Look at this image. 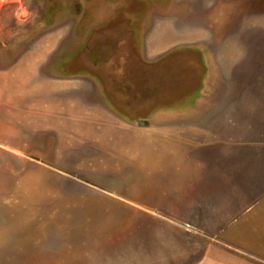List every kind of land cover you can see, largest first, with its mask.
Instances as JSON below:
<instances>
[{"label": "rangeland", "instance_id": "rangeland-1", "mask_svg": "<svg viewBox=\"0 0 264 264\" xmlns=\"http://www.w3.org/2000/svg\"><path fill=\"white\" fill-rule=\"evenodd\" d=\"M57 1L60 11L50 10L54 0H0V264H194L200 245L198 235L188 222L174 219L171 211L167 214L160 208L159 199L165 196V173L170 171L163 170L167 165L159 163L158 156L154 155L152 161L150 154L148 162V156L140 154L139 133L134 137L120 133L114 136L110 154L112 147L107 140H102L101 147L94 145L95 140H65L36 130L27 111L21 109L24 103L29 104L31 90L44 88L45 83H60L61 78L67 77L60 74L61 70L55 72L56 67L65 66L67 61L69 74L97 78L100 86L104 85L112 94L113 73L110 69L103 70L101 65L113 68V72L126 79L137 78L136 85L124 81L130 87L119 91L116 97L147 98L151 73L154 79L165 69L175 73L181 69L182 58L171 61L174 57H170L166 67L161 70L159 66L153 67L152 72H148L149 61L192 47L201 50L208 64L217 67L221 62L229 63L231 73L235 74L231 75L229 90L220 86L225 78L219 69L215 77L207 76L203 95L219 106L184 108L190 113L204 109L213 111L219 119L223 115L229 118V123L201 124L213 125L215 137L199 138L193 158L205 161L209 154L217 161L222 154L221 146L228 141L230 146L246 149L251 146L257 161H264V44L254 42L258 31L252 26L245 29L243 20L257 5L252 0L246 4L242 0H181L165 12L157 0L151 4L143 0L149 8L142 15H148L147 21L131 26L138 30L136 38L140 43L137 46L133 42L122 53L131 63V77L127 78L121 65L127 58L121 55V50L118 52V46L124 42L117 44L113 55L108 46L98 47L93 59L88 58L90 54L85 51L88 49L77 50V46L72 48L76 52L70 57L63 56V48L69 45L68 24L73 20L76 23L78 17L67 12L71 0ZM79 2L86 4L88 0ZM92 2L93 12L107 13V7L100 6L103 0ZM127 4V12L131 14L146 8L141 2L137 11L133 0ZM121 26L120 35L128 33L126 26ZM243 28L249 42L224 45L223 37L239 34ZM212 32L219 42L211 41ZM127 38L130 43L132 37ZM146 46L159 49L153 59L148 60ZM259 46L261 51H255ZM243 52L252 59L243 57L237 64L232 56ZM255 52L262 54L258 62L253 57ZM109 70L111 73H107ZM210 85L218 89L210 90ZM162 97L173 98L168 93ZM148 123L147 126L154 124ZM134 130H141L138 122ZM222 130L230 131L229 139L221 138ZM185 142L182 150L190 147ZM163 152L167 160L173 159L169 149ZM128 198L139 202H130Z\"/></svg>", "mask_w": 264, "mask_h": 264}, {"label": "crops", "instance_id": "crops-1", "mask_svg": "<svg viewBox=\"0 0 264 264\" xmlns=\"http://www.w3.org/2000/svg\"><path fill=\"white\" fill-rule=\"evenodd\" d=\"M242 1L246 4L250 0ZM252 1L257 6L249 12L245 11L248 13L243 19L244 26L245 29L247 26H252V29L257 30L258 33L254 34L257 35L254 42L264 44V33L261 32L264 27V0ZM245 29L243 28L239 34H227L222 42L228 46L236 41L249 42L245 38ZM212 37V40L210 39L212 42L218 41L213 32ZM194 42H197L196 39ZM261 49L259 46L255 51H261ZM146 50L150 60L156 56L159 49L146 46ZM166 56L147 63H153L161 70L169 62V59L164 60ZM211 56L214 59V56ZM243 57L252 59L251 55L248 57V53L244 54V52L237 54V57L232 56L237 64ZM253 57L258 62L262 54L255 52ZM173 59L175 58L171 61ZM220 65L216 67L209 62L208 75L215 77L219 69V73L221 72L223 79L225 78V82H221L220 86L229 90L231 75L235 74L231 73L229 63L221 62ZM46 72L49 76L50 72ZM55 72L59 73V71ZM61 80L60 83L50 85L45 83L44 88L36 89L35 92L30 91L29 104L24 103L21 112L27 111L31 126L41 132L45 131L47 135L51 134L54 138L95 140L94 145L101 147L102 140H107L112 147L110 154H113L114 136L120 133V135L130 134L134 137L135 133H139L138 137L142 138L140 154L145 158L148 156V162L150 154H153L152 161H154V155L158 156V162L167 165L163 170L170 171L165 173L164 178H167L163 186L165 196L163 200L159 199L160 208L165 210L164 213L168 212L167 214L171 211L174 219L188 222L193 227L195 235H198L200 245L196 249L198 258L194 264H264V161L262 159L257 161L255 150L251 146H248V149L230 146L228 141L221 146L222 154L217 161L213 160L212 155L207 154L208 152L206 154L209 158L205 161L193 158V154L197 152L199 138L213 140L215 137L213 125L202 126L201 124L229 123V118H224L225 115H223L219 119V116L213 115V111L204 109H201L200 113L195 110L190 113L188 110L195 107H217L219 103L209 102L206 95L203 97L196 95L184 103L175 98L161 100L160 105L171 108L170 111H165L155 119L139 118L132 121L113 109L114 93L107 92L105 88L103 90L92 76L72 75ZM238 86L237 89L240 90V85ZM211 87L213 90L218 89L210 85V90ZM110 90L113 91V88ZM253 90L256 91V88ZM139 120L154 124L141 125ZM22 122L25 123V121ZM137 122L141 125V130L138 132L134 130ZM220 132L223 134L221 138L229 139V130ZM145 137L147 141L144 140ZM183 141H186L185 145L190 147L182 150ZM191 143L194 145L192 146ZM209 145L205 142V146L209 147ZM121 146L125 147V144ZM167 149L173 159L167 160L166 153H162L163 150L167 152ZM171 149L174 150L171 151ZM128 201L139 202L133 198H128Z\"/></svg>", "mask_w": 264, "mask_h": 264}, {"label": "trees", "instance_id": "trees-1", "mask_svg": "<svg viewBox=\"0 0 264 264\" xmlns=\"http://www.w3.org/2000/svg\"><path fill=\"white\" fill-rule=\"evenodd\" d=\"M129 18H136V16L134 14L133 16H129ZM126 29L132 33L134 28L130 26L126 27ZM118 35L120 36V33H118ZM133 42H136V45L138 46L140 40L134 37L130 42L131 46L133 45ZM200 51V49L192 47H185L172 51L164 60L168 61V58L170 57L182 58V62L179 63L181 69H178V73L169 72L165 69V71L157 73V77L155 79L152 71L153 67H156V65L153 63L147 64L149 66L148 72H152L149 78L152 85L147 86V98H141L140 95L138 97L128 96L130 99H126L127 96H120L121 99L116 97L119 91L129 89L130 85L127 83L124 84V81H132L135 85L138 84L136 82L137 78H133L130 75L131 73L129 72V68L131 67V63H128L130 60L127 56H124L127 60L125 59V61H122L121 64L124 69L123 73L127 78L131 77L132 79H126L122 77L123 75H120L121 73L119 74L118 72H113V109L124 118L132 121L139 118L155 119L158 118L157 116L164 114L165 111L167 112L171 110V108L169 109L167 106V108H164L165 106H161V100H172L175 97V99L184 103L186 100H189L196 95L203 96L202 89L208 76L209 64L206 63L205 58H202ZM144 81H146V79H144ZM172 84H175L174 87H172ZM167 93L173 98L162 97L163 94ZM143 103H145V105ZM182 109H184V107H182Z\"/></svg>", "mask_w": 264, "mask_h": 264}, {"label": "flooded vegetation", "instance_id": "flooded-vegetation-1", "mask_svg": "<svg viewBox=\"0 0 264 264\" xmlns=\"http://www.w3.org/2000/svg\"><path fill=\"white\" fill-rule=\"evenodd\" d=\"M54 1L55 2H53L50 6L51 8L50 10L60 11V8H59L60 5L58 6L59 4L58 1L57 0H54ZM92 1L94 0H88V2L84 4V3L79 2V0H71L67 6L69 8L66 7L67 12H69L74 17H78V19L76 20V23L73 20L68 24L69 32L66 35V37L68 40V44L70 46L67 45L66 47L63 48L62 50L64 54V55L62 54L63 56L68 55L67 57H70L72 53L76 52L72 48L73 47L75 48L77 46H78L77 50H79L80 48H84V47L88 49V50H85L86 52L90 54V55L88 54L89 55L88 58L93 59V52L95 51V48L97 49L98 47L104 49L108 46V49L111 51L113 55V49L117 48L118 46L117 44H120L123 42L125 44L121 45L120 47L118 46L119 49L118 48L117 49H118V52L120 50L122 51L121 55L122 53L124 54L126 52L125 49L131 47V43H129L128 38H127L128 35L130 38L131 37L136 38V34L138 30L136 28L135 30L133 29V35H130V32L127 30L128 33H124L119 36L118 33L120 32L122 33L123 30L122 29L118 30V29L122 27L121 25L130 27L135 24L137 25L145 24V22L147 21L148 15L146 17H143V16L146 13H148V9H149L148 4L153 3V0H147L148 4L144 2L143 0H133L135 2L137 11H138V8L139 9L141 8L140 6H138V4H140L141 2H142V5L143 3L146 4V8H145L146 11L144 9H142L140 13L138 11L137 12L138 14H135V16L138 18H129V16H133L134 14L127 12L128 10L127 1L128 0H103L104 3L101 4L100 6L101 7L104 6L105 8L107 7L106 12L108 14L102 13L101 15L98 14L97 11L93 12V7H92L93 2ZM157 1H158V4L161 5L160 8H163L162 11L164 10L165 12H169L170 9L176 7V5L182 2L181 0H157ZM56 6L58 7L55 8ZM168 14H172V12ZM48 16L49 14H47V17ZM53 21L55 20H52L51 24H53ZM127 41H128V44H127ZM124 46L125 48H123ZM116 50L114 51V53L116 52ZM68 63L69 61L63 64L65 66L56 67V71L61 70L60 71L61 73L59 72L60 74H63L66 76H72V74H69L67 72L68 71L67 69L69 66ZM91 64H93L94 67H96L95 65H97L95 62H92ZM101 66L103 70L110 69L113 73V68H108L105 65H101ZM102 69L99 68L98 70L102 72L103 71ZM110 70L107 73H111ZM96 79H95V82L97 83L98 81L97 84L100 86V83H99L100 81L99 80L96 81ZM101 81H103V79ZM103 88H105L104 85H103Z\"/></svg>", "mask_w": 264, "mask_h": 264}, {"label": "water", "instance_id": "water-1", "mask_svg": "<svg viewBox=\"0 0 264 264\" xmlns=\"http://www.w3.org/2000/svg\"><path fill=\"white\" fill-rule=\"evenodd\" d=\"M139 123L141 124V125H148L149 123L148 122H145V121H143V120H139Z\"/></svg>", "mask_w": 264, "mask_h": 264}]
</instances>
